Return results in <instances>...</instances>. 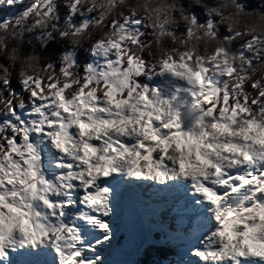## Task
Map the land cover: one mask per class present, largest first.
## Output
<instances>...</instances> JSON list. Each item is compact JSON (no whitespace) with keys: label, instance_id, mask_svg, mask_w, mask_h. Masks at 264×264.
<instances>
[{"label":"snow or ice","instance_id":"snow-or-ice-1","mask_svg":"<svg viewBox=\"0 0 264 264\" xmlns=\"http://www.w3.org/2000/svg\"><path fill=\"white\" fill-rule=\"evenodd\" d=\"M148 182L183 199L196 264H264V0L0 17V264H106L122 186Z\"/></svg>","mask_w":264,"mask_h":264},{"label":"rangeland","instance_id":"rangeland-1","mask_svg":"<svg viewBox=\"0 0 264 264\" xmlns=\"http://www.w3.org/2000/svg\"><path fill=\"white\" fill-rule=\"evenodd\" d=\"M147 223L150 224L152 230L153 222L148 221ZM182 237L183 236L180 238ZM165 243H168V241L164 239L161 241H155L153 237L151 238L148 234L147 237L142 239L138 244H133L128 241V238L124 232H120L116 226H114V236L111 240V243L106 245L103 249H100V255H103L106 264L115 263L114 254L116 253H119L124 258V262L121 264H137L136 259L140 255L144 246L148 244H164V246H166ZM168 248L174 250L171 254L170 262L168 264H196V261L190 255L187 254L186 256L184 253L185 249H182L180 244L176 243L174 246L173 244H170Z\"/></svg>","mask_w":264,"mask_h":264},{"label":"bare ground","instance_id":"bare-ground-1","mask_svg":"<svg viewBox=\"0 0 264 264\" xmlns=\"http://www.w3.org/2000/svg\"><path fill=\"white\" fill-rule=\"evenodd\" d=\"M153 196H154V198H156L158 200V203H159L161 198L158 195H153ZM179 198H181V197H179ZM120 216L124 217V221L121 220ZM147 222H148V219L146 217H140L138 215L137 211L134 210L133 208L126 209L123 207L121 213H117V216L114 220V226H116V228L120 232L125 233L129 242H131L133 244H138L142 239H145L147 237V235L150 234V232H151V226ZM184 224H185V222L182 221V222H180L179 225L184 229ZM131 236H132V238H131ZM185 239L187 241L185 244L184 253L187 256V254L190 255V253H189L190 245L198 243L197 231L192 232V234L189 235V238L185 237ZM114 260H115L114 264H121L124 262V258L119 253L114 254Z\"/></svg>","mask_w":264,"mask_h":264},{"label":"trees","instance_id":"trees-1","mask_svg":"<svg viewBox=\"0 0 264 264\" xmlns=\"http://www.w3.org/2000/svg\"><path fill=\"white\" fill-rule=\"evenodd\" d=\"M29 0H21V2L14 9H6L0 7V17L14 15L16 12L22 10L25 4ZM246 4L251 6H258V0H244ZM83 57L84 54L81 53ZM157 239V235L154 236ZM173 253L172 249H169L164 245H154L149 244L142 248L140 255L137 257V264H168L170 262L171 254Z\"/></svg>","mask_w":264,"mask_h":264}]
</instances>
